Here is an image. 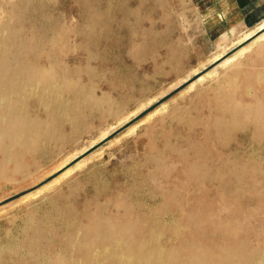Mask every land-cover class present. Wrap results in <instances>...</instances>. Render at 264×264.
Segmentation results:
<instances>
[{
    "label": "bare ground",
    "instance_id": "bare-ground-1",
    "mask_svg": "<svg viewBox=\"0 0 264 264\" xmlns=\"http://www.w3.org/2000/svg\"><path fill=\"white\" fill-rule=\"evenodd\" d=\"M39 19L42 27L28 33L23 10L0 9V188L17 174H27L41 147L74 137L89 112L104 117L116 115L120 107L106 93H96L94 80L101 75L89 65L90 57L84 59L85 67L83 59L69 67L52 53L66 48L72 30L53 15L40 14ZM73 32L89 38L91 30ZM45 46L51 50L44 51ZM225 77V84L213 87L206 120L197 121L184 107L171 112L187 128L200 123L198 137L165 130L161 145L148 144L143 163L152 169L146 177L128 170L132 193L146 192L151 203L135 206L116 191L103 202L87 198L77 209L62 194L52 196L51 210L63 222V232L35 221L34 211H28V233L21 244L31 256L14 264H264V98L240 102L233 96V77ZM248 126L259 146L253 141L239 158L213 156L208 143L224 142L232 131ZM166 153L177 163L168 161ZM92 178L96 192L108 190L105 181ZM5 205L0 204V211ZM5 250L12 253L14 247Z\"/></svg>",
    "mask_w": 264,
    "mask_h": 264
},
{
    "label": "rangeland",
    "instance_id": "rangeland-1",
    "mask_svg": "<svg viewBox=\"0 0 264 264\" xmlns=\"http://www.w3.org/2000/svg\"><path fill=\"white\" fill-rule=\"evenodd\" d=\"M212 4L213 0L1 1L3 11H24L23 25L28 33L42 27L40 14L53 15L66 24L72 30L64 40L66 48L52 53L69 67L82 62L85 67L84 59L90 57L89 65L101 75L94 80L96 93H106L120 107L116 115L104 117L99 111L89 112L74 137L60 145L41 147L31 159L29 172L17 174L0 188L6 202L0 211V264H14L31 256L21 244L28 233V211H34L35 221L42 219L63 232V222L51 210L52 196L62 194V200L77 209L87 198L103 202L116 191L127 195L135 206L151 203L146 192L132 193L128 170L134 169L132 173L141 179L146 177L152 169L151 164L143 163L148 144L154 141L161 145L165 130L198 137L200 123L187 128L171 112L184 107L197 121L206 120L213 87L225 84L227 74L235 81L233 96L240 102L264 98V85L256 84L264 80L256 75L264 74L259 62L244 59L242 53L219 64L236 53L229 54L250 33L232 35L222 26L219 29V22L211 21ZM81 28L91 30L89 38L73 32ZM46 32L50 33L49 26ZM43 49L51 50L50 46ZM216 66V71L208 73ZM249 81L255 84H245ZM252 128L236 129L224 142L207 145L214 157L239 158L254 141ZM63 131L69 133L70 127L65 125ZM165 156L177 163L169 153ZM92 174L105 181L108 190L96 192ZM72 184L76 185L71 189ZM49 239L57 250V243L51 236ZM7 245L14 247L12 253L5 250Z\"/></svg>",
    "mask_w": 264,
    "mask_h": 264
},
{
    "label": "crops",
    "instance_id": "crops-1",
    "mask_svg": "<svg viewBox=\"0 0 264 264\" xmlns=\"http://www.w3.org/2000/svg\"><path fill=\"white\" fill-rule=\"evenodd\" d=\"M210 11L213 16L211 21H218L219 29L222 26L232 35L250 33L246 38H249L247 43L250 45L244 52V59L259 62L262 65L259 68L264 69V57H261L264 53V37H258L264 33V0H213ZM256 75L264 77L262 73ZM258 83L263 84L264 80Z\"/></svg>",
    "mask_w": 264,
    "mask_h": 264
},
{
    "label": "water",
    "instance_id": "water-1",
    "mask_svg": "<svg viewBox=\"0 0 264 264\" xmlns=\"http://www.w3.org/2000/svg\"><path fill=\"white\" fill-rule=\"evenodd\" d=\"M252 37V36H251ZM249 39V38H248ZM248 39H246V40H244L243 42H241L239 45H237L233 50H231L230 51V53L229 54H232V53H234L236 50H238L240 47H242L243 45H245L246 43H247V40ZM2 203H4V202H0V204H2Z\"/></svg>",
    "mask_w": 264,
    "mask_h": 264
}]
</instances>
